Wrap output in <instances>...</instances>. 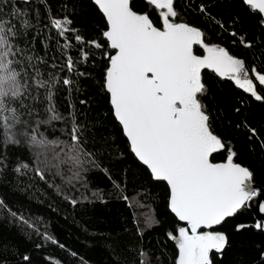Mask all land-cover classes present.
<instances>
[{
	"label": "snow or ice",
	"instance_id": "obj_1",
	"mask_svg": "<svg viewBox=\"0 0 264 264\" xmlns=\"http://www.w3.org/2000/svg\"><path fill=\"white\" fill-rule=\"evenodd\" d=\"M34 2L24 0V7L17 3L10 7L7 16L0 13V170L10 163L8 149L23 146L31 152L32 163L18 162L11 169L13 173L31 170L41 181L51 174L61 178L69 188L76 184L86 188V173L103 170L114 188L126 191L121 189V181L115 180L103 166L99 153L105 145L98 144L75 112L66 116L56 104L57 96L74 84L72 74L77 71L78 62L89 58V52L83 48L77 57L70 55L67 50L72 47L71 41L96 49L106 46L109 51L103 53L107 60L102 74L103 88L110 96L112 115L128 142L134 162L146 167L153 180L167 183L168 209L183 222L165 233L175 243V264H212L210 253L222 255L229 243L228 236L222 231L203 229H211L233 217L258 191L252 185L253 172L234 162L236 153L232 148L226 149L224 162L210 161V156L226 145L212 130L207 105L202 102L210 90L202 79V70L210 69L217 77L233 81L244 93L262 102L264 73L253 65L254 82L244 59L230 54L223 46L206 42L202 26L175 22L178 16L175 0H146L159 10L158 21L147 12L134 10L130 0H90L104 20L102 41L85 40L71 27L70 16L52 15L48 0H38L36 9H31ZM8 3L11 5V0ZM240 3L250 15L257 16L264 28V0H240ZM41 7L49 16L48 26L61 38L57 43L61 45L62 63L49 64L42 56L25 55L21 47L22 43L30 46L27 37L33 28L31 13ZM198 11L208 14L203 3L198 5ZM215 22L224 27L220 21ZM229 34L238 35L236 31ZM69 36L71 40L66 38ZM239 40L245 48L253 46L244 37ZM194 46L201 47L204 55L194 54ZM58 122L66 125L64 133H49ZM236 127L246 128L249 140L259 137L257 129L247 121ZM261 147L264 148V142ZM56 188L63 193L60 185ZM93 195L101 198L99 192ZM122 198L129 201L126 194ZM64 199L73 206L78 203L71 195H64ZM0 210L35 230V225L22 212L13 210L3 197ZM260 211L264 213V203L260 204ZM134 223L135 237L142 238L144 230L135 220ZM145 223L152 227L156 221L146 217ZM247 227L250 226L239 224L236 231ZM254 227L264 230V223L257 222ZM37 234L58 243L46 232ZM124 252L126 264H159L156 254L147 251L142 243L125 247ZM260 255L264 259V252ZM22 261L30 264L31 258L24 254Z\"/></svg>",
	"mask_w": 264,
	"mask_h": 264
},
{
	"label": "trees",
	"instance_id": "obj_2",
	"mask_svg": "<svg viewBox=\"0 0 264 264\" xmlns=\"http://www.w3.org/2000/svg\"><path fill=\"white\" fill-rule=\"evenodd\" d=\"M130 2L134 10L147 12L151 19L158 21L159 10L146 0ZM17 3L24 7V0H11V5L8 0H0V13L9 15L10 7ZM37 3L38 0H35L30 8L36 9ZM48 3L52 15L70 16L71 27L85 40H103L100 31L104 20L90 0H48ZM201 3L206 6L208 14L198 11ZM174 7L178 13L175 22L202 26L206 32V42L223 46L230 54L243 58L253 80V65L264 73V28L260 26L257 16L250 15L240 0H175ZM31 14L34 16L33 28L27 37L31 44H21L25 55L42 56L49 64L53 61L62 63L61 45L57 43L61 38L48 26V14L42 7ZM215 21H220L224 27L221 28ZM230 31H236L237 37L231 36ZM239 37L251 41L253 46L245 48ZM66 38L71 40L70 36ZM71 42L72 47L67 50L70 55L77 57L83 48L89 52V58L78 62L77 71L72 74L74 84L57 96V107L66 116L70 111L75 112L79 122L88 126L98 144L105 145L99 153L103 166L111 171L115 180L121 181V189L126 191L114 188L103 170L86 173V188L80 184L69 188L61 178L51 174L41 181L31 170L13 173L11 169L18 162L31 165L33 156L23 146L10 147L7 152L10 163L0 170V197L13 210L22 212L35 225V230L19 224L0 210V264H25L22 261L24 254L30 256V264H115L117 261L126 264L125 247L138 243H142L150 253H155L159 264H175V243L167 239L165 233L183 223L168 209L167 184L153 180L146 167L134 162L128 142L112 115L102 76L107 65L103 53L109 49L106 46L96 49L88 44ZM202 50L194 46L195 53L200 54ZM80 72L85 75L80 76ZM202 79L210 86L202 102L207 105L212 130L226 145L225 149L214 153L211 160L225 161L228 154L226 149L232 148L236 153L234 162L248 167L253 172V183L264 191V148L261 147V142H264V102L256 101L233 81L217 77L210 69L202 70ZM244 121L257 129L258 138L249 140L247 129L236 127ZM65 128V124L58 122L48 131L63 134ZM59 138L66 137L59 135ZM56 185H60L63 193L57 190ZM95 192H99L101 198L94 196ZM124 194L129 197L131 207L129 201L122 198ZM64 195H71L78 203L73 206L64 199ZM146 217H151L156 223L148 227ZM134 220L144 230L142 238L135 237ZM257 222L260 221L244 206L221 225L204 230L225 232L229 240L222 255L215 251L210 253L212 264H264L260 255L264 252V230L254 227ZM239 224L250 227L238 232L236 226ZM38 232H46L58 243L42 239ZM37 244L41 247L37 248Z\"/></svg>",
	"mask_w": 264,
	"mask_h": 264
},
{
	"label": "water",
	"instance_id": "obj_3",
	"mask_svg": "<svg viewBox=\"0 0 264 264\" xmlns=\"http://www.w3.org/2000/svg\"><path fill=\"white\" fill-rule=\"evenodd\" d=\"M114 54V53H113ZM195 54V53H194ZM202 56V55H201ZM110 98V96H109ZM216 153V152H215ZM214 154V153H213ZM212 154V155H213ZM212 155L210 156V161L212 163H221V162H224V161H221V162H213L211 160V157ZM166 183V182H165ZM167 184V183H166ZM252 185L253 187L258 191V195L256 197L253 198V200L247 202L246 204V207L252 212V214L254 215L255 219L257 221H260L262 223H264V213H262L260 211V204L264 203V191L262 189H259L258 186L256 184L253 183L252 181ZM173 214V213H172ZM174 215V214H173ZM177 219V218H176ZM227 219V218H226ZM178 220V219H177ZM183 223V222H181ZM216 227V226H214ZM213 227V228H214ZM212 229V228H211ZM203 230H209V229H203Z\"/></svg>",
	"mask_w": 264,
	"mask_h": 264
},
{
	"label": "flooded vegetation",
	"instance_id": "obj_4",
	"mask_svg": "<svg viewBox=\"0 0 264 264\" xmlns=\"http://www.w3.org/2000/svg\"><path fill=\"white\" fill-rule=\"evenodd\" d=\"M195 53V52H194ZM196 55H204V52L202 50V53L198 54V53H195Z\"/></svg>",
	"mask_w": 264,
	"mask_h": 264
}]
</instances>
